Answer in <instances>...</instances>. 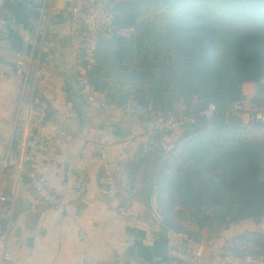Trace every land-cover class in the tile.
I'll return each instance as SVG.
<instances>
[{"label": "trees", "instance_id": "16d2710c", "mask_svg": "<svg viewBox=\"0 0 264 264\" xmlns=\"http://www.w3.org/2000/svg\"><path fill=\"white\" fill-rule=\"evenodd\" d=\"M101 1L114 30L99 40L84 84L117 109L193 119L175 133L177 154L163 148L173 133L154 129L144 156L127 166L130 189L149 212L156 198L165 237L174 231L209 248L203 230L215 236L252 221L257 229L239 236L246 249L226 250L237 258L264 254V138L247 139L237 115L249 83L257 86L252 108L264 113V0ZM210 105L215 112L207 119Z\"/></svg>", "mask_w": 264, "mask_h": 264}, {"label": "crops", "instance_id": "0c3cea01", "mask_svg": "<svg viewBox=\"0 0 264 264\" xmlns=\"http://www.w3.org/2000/svg\"><path fill=\"white\" fill-rule=\"evenodd\" d=\"M89 1L0 3V72L6 75L0 82V162L14 145L20 117L31 109L35 131L53 140L51 155L34 159L47 162L43 174L63 202L47 205L28 180L15 182L0 165V192L14 210L13 228L0 227L10 253L0 264H169L168 240L127 178L128 164L153 141L154 130L144 122L155 127L158 118L131 105L117 109L86 86L68 20L54 15ZM20 60L32 62L30 69ZM103 154L118 166L115 189L101 185ZM256 229L248 221L212 237L204 230L209 248L200 264H241L221 253L246 249L239 236Z\"/></svg>", "mask_w": 264, "mask_h": 264}, {"label": "built area", "instance_id": "2783aa9c", "mask_svg": "<svg viewBox=\"0 0 264 264\" xmlns=\"http://www.w3.org/2000/svg\"><path fill=\"white\" fill-rule=\"evenodd\" d=\"M56 16H62L69 23V37L71 44L77 52L82 50L84 66H78V70L85 73L86 68H90L96 63L95 54L99 40L103 36H111L114 30L113 17L106 2L101 0H90L86 5H67L61 10L54 12ZM18 65L25 69H30L32 62L18 61ZM6 75L0 72V82L4 81ZM84 81V78L83 80ZM215 112V106L210 105L203 113L207 119H211ZM35 113L30 109L20 117L18 121V133L14 138V145L8 151L6 157L0 162L2 168L8 169L17 183L28 180L33 187L36 196L52 207L63 205L62 199L54 193L43 174L47 162L37 161L36 155L48 157L51 155L52 138L46 134H40L33 127ZM259 120L264 124V113H260ZM193 119L182 115L168 119H158L154 129L161 133H178L187 124L192 123ZM104 159V176L101 178V185L115 189V174L118 170L116 163ZM150 214L153 222L161 227L162 215L156 198L151 200ZM4 225L9 231L14 226V210L10 205V200L0 192V227ZM264 230V224L261 226ZM168 240L167 256L174 264H200L206 250L204 245L195 244L187 235L167 231ZM221 257L229 262H241V264H264V254L258 256H247L237 258L226 249L221 253ZM10 259V253L5 250V240L0 235V260Z\"/></svg>", "mask_w": 264, "mask_h": 264}, {"label": "rangeland", "instance_id": "374dc122", "mask_svg": "<svg viewBox=\"0 0 264 264\" xmlns=\"http://www.w3.org/2000/svg\"><path fill=\"white\" fill-rule=\"evenodd\" d=\"M129 33L130 32H128V31L125 32L126 35H128ZM256 92H257V86L256 85H254L252 83L244 84L243 85V94L245 96V100H244L243 104L237 108V113H238L237 115L239 117H241V119L243 117V120H244V125H245V129L243 131L244 136L247 139H251V140L264 138V126H260L255 121V119H259V116H256V115H259L260 113H258L255 108H252V105L250 103L251 100L255 97ZM239 132H240V135L242 138V128ZM172 137H174V138L172 139ZM181 145H182V143L179 142L178 134H175V133H173L171 136L169 135V137L166 140H163V148H164L166 153H169L172 151L174 154H177L181 149ZM143 168L144 167H142L139 170V174L136 177L137 192L142 189L141 183L143 181V174H144V171H142ZM189 227H191V229L197 228L194 225H191ZM242 230L245 231L244 228ZM213 234H215L214 231L208 232L209 237L212 236ZM242 246H244V245H242ZM242 249H244V248H242Z\"/></svg>", "mask_w": 264, "mask_h": 264}, {"label": "water", "instance_id": "95a60500", "mask_svg": "<svg viewBox=\"0 0 264 264\" xmlns=\"http://www.w3.org/2000/svg\"><path fill=\"white\" fill-rule=\"evenodd\" d=\"M1 1H2V0H0V3H1ZM149 124H150L149 121H145V122H144V126H145V127H147L148 129L151 128V130H154V127H149Z\"/></svg>", "mask_w": 264, "mask_h": 264}]
</instances>
